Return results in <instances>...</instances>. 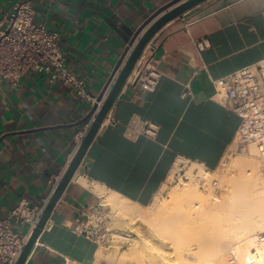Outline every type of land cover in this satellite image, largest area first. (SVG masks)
Here are the masks:
<instances>
[{"label":"crops","instance_id":"0c3cea01","mask_svg":"<svg viewBox=\"0 0 264 264\" xmlns=\"http://www.w3.org/2000/svg\"><path fill=\"white\" fill-rule=\"evenodd\" d=\"M26 1L38 22L61 35L71 71L86 79L91 99L37 73L2 84L1 217L22 199L37 206L52 196L50 180L70 166L93 99L139 28L173 0H0V17ZM202 40L207 47L199 52ZM150 44L26 264H96L101 246L77 227L101 209L98 188L145 208L169 185L179 160L216 171L236 148L241 118L221 103L214 80L264 60V0H209ZM148 57L160 75L154 92L132 84ZM147 122L159 126L155 137L141 133Z\"/></svg>","mask_w":264,"mask_h":264},{"label":"built area","instance_id":"2783aa9c","mask_svg":"<svg viewBox=\"0 0 264 264\" xmlns=\"http://www.w3.org/2000/svg\"><path fill=\"white\" fill-rule=\"evenodd\" d=\"M195 45L199 52L207 47L205 40L196 42ZM153 48L149 44L148 49ZM152 62L153 57H148L132 80V84L139 85L149 92L157 89L160 78ZM32 73L46 75L52 82L60 80L79 97L91 99L86 90V79L71 71L67 52L61 46V35L38 22L33 2L26 1L0 17V88L6 81L17 85L22 78ZM214 84L221 103L241 118L235 140L236 152L249 154L251 147H256L263 162L264 175V60L216 79ZM188 94L189 92L185 93V96ZM93 101L97 102V99ZM101 106L102 103L99 104V107ZM93 120L94 118L86 123L78 133L77 150L89 132ZM158 131L159 126L147 122L141 133L155 137ZM178 162L180 168L176 171L177 178L188 179L189 176L186 172L183 173V168L190 162ZM213 172L215 171L204 168V177L200 176L199 171L196 177L204 182ZM63 176L50 180L52 195ZM212 185L219 187L217 180H214ZM50 198H45L42 204L37 206H33L28 199H22L7 216H0V264H17L40 223ZM17 227L27 228L26 233L20 232ZM77 231L100 246L107 244L110 239L108 225L99 210H95L86 221H80ZM254 242L250 256L243 259L236 253H231L228 264H264V232L255 235Z\"/></svg>","mask_w":264,"mask_h":264},{"label":"bare ground","instance_id":"6f19581e","mask_svg":"<svg viewBox=\"0 0 264 264\" xmlns=\"http://www.w3.org/2000/svg\"><path fill=\"white\" fill-rule=\"evenodd\" d=\"M249 155V158L240 161L234 160L231 163L230 169L228 170L229 175H233L235 169H239L241 172L237 178H234V175L229 178L230 183L228 185L233 189L228 190L229 193L226 191L228 195L225 194L226 196L223 199L216 194L205 197L200 193L198 188L190 186L189 183H185V188L174 191L172 206L173 209H176L175 213L177 214L174 218L184 219V224L188 226L185 231L183 230L175 238L168 235L164 236L163 228L167 225L157 224L154 220L148 218V214L139 213L134 208L123 206L125 202L121 201L118 197H108L104 205L110 207L113 213L120 211L121 214L118 213L120 216V224L122 226H129L132 230L128 234H118L116 236L127 241V244L128 242L131 243L132 250H128L125 256L105 253L107 256L101 255L99 258L105 260V264H228L227 255L231 252L236 253L243 259L250 256L255 246V235L258 234V231L264 232V177H262L263 163L261 165L259 152L253 148ZM225 182L226 180H224ZM98 191L104 193L99 188ZM246 192L252 194L250 195L252 196V200L249 201L246 199L247 204L245 203L240 206L238 211L241 213H239L240 215L238 217L232 218L231 221L226 220L222 226V231H216V227L212 226L207 229L210 236L208 238L209 242L206 245L208 254L204 258H201L198 249L206 243L197 238V225L201 226L207 217L213 216L214 214L218 216L219 214H230L231 207L230 209L226 208L231 205L229 203L231 202L229 201L230 198L236 195L242 199ZM252 201L254 204H252ZM248 203L255 206V208L252 206L249 209L250 205ZM127 216H131L130 222H126ZM226 219H228V216H226ZM138 220H142L145 224H148L150 242L154 241L155 244L149 243L141 234H138L137 237L133 236V233L137 232V229H133L134 225L137 224L134 221ZM216 232H220L222 236L219 238L220 233L219 235H215L218 234ZM170 239L173 242H170L171 251H168L164 248L167 245L169 246L168 240ZM163 249L164 252H162ZM262 251L264 253V249ZM102 263L104 262L102 261Z\"/></svg>","mask_w":264,"mask_h":264},{"label":"rangeland","instance_id":"374dc122","mask_svg":"<svg viewBox=\"0 0 264 264\" xmlns=\"http://www.w3.org/2000/svg\"><path fill=\"white\" fill-rule=\"evenodd\" d=\"M253 148H255L257 150L256 147L252 146L251 147V152L253 150ZM258 151V150H257ZM259 152V151H258ZM251 154V153H249ZM249 154H239L236 152V148L232 149V152L229 153L226 158L224 159L221 167L216 170L215 172H213L212 174H210L208 177H206L204 179V182H201L197 177H196V173L199 171L200 172V176L204 177V168L198 166L197 164H191L189 163L187 166H185L183 169V173L186 172V174L189 176L188 179H178L177 175H176V171H179V165L177 163V165L174 168V171L170 177V181H169V185L166 186V188L164 189V191L158 196V198L154 201V203L148 207L142 208L139 206H135L132 205L131 203L126 202L125 200L120 199L121 201L125 202V207H131L136 209L139 213H146L148 214V218L154 220L157 224L161 223L163 225H167L164 226L163 231H164V236L168 235L172 238L177 237V235L181 234V232L186 228H188V226H186L184 224V219L182 220L181 218H174L175 216H177L176 209H173L172 206V201H173V193L174 191H178L181 190L183 188H185L186 184L185 183H189L190 186H194L196 188H198V190L200 191V193H202L205 197H209L212 196L213 194H216L217 196H219L220 198H224V196L228 195L229 191L233 188L230 187V185H228L230 182L229 178L231 176H233L234 178H237L240 175V170L239 169H235L233 171V175H229L230 173L228 172V170L230 169V165L231 163L236 160V161H240L242 159L245 158H249L250 155ZM246 156V157H245ZM259 159L262 165V160L260 158L259 155ZM262 169H263V165H262ZM239 173V174H238ZM263 173V171H262ZM227 176V177H226ZM262 177H264L262 175ZM181 178V177H180ZM226 178V179H225ZM214 180H217L219 183V187L215 188L212 185V182ZM224 180H226V182L224 183ZM225 185V186H223ZM229 186V187H226ZM225 187V188H224ZM178 188V189H177ZM227 189V190H226ZM95 190V188H94ZM225 190V191H224ZM228 191V193L226 192ZM233 191V190H232ZM222 194V195H221ZM226 194V195H225ZM248 192H246V197L244 195V197L241 199L238 196L234 195L230 198L229 202L231 205L229 208L231 207V211L230 214H224V215H216L214 214L213 216H209L205 219V222L200 225H197L198 227L196 228V232H197V238L200 239L202 242H205L206 244L203 245L202 247H200L198 249L201 258H204L205 256H207L208 254V250L206 248V245L209 242V234L207 232L208 228L212 227H216V231L221 230L222 231V226L223 224L226 222V220H232V218H236L238 217V215H240L238 211V209H240V206L242 204H245L247 202V200H252V194H249L248 196ZM108 197H117L114 194H110L106 191H104V193L102 194V207L101 209H98L99 212L101 213V215H103V219L105 220V222L108 225L109 231H110V239L109 242L105 245H101V249H100V255L99 256H107L106 254L109 255H113L116 254L117 256H125V254L129 251L132 250V246L131 243L125 240H122L121 238H119L118 234H128V232L132 231L131 228H129V226H122V224H120V216L118 215L119 212H115L113 213V210L110 207L105 206L104 204L106 203L105 200L108 199ZM249 197V198H247ZM119 198V197H118ZM247 199V200H246ZM242 200L243 203H242ZM246 200V201H245ZM254 200V199H253ZM248 201V202H249ZM247 204V203H246ZM250 205V203H248ZM252 204H254V202L252 201ZM250 205V208L253 205ZM228 205V204H227ZM226 205V206H227ZM171 206V207H170ZM253 208H255V206H253ZM257 208V207H256ZM173 209V210H171ZM237 209V210H236ZM171 211V212H170ZM241 211V210H240ZM173 213V214H172ZM121 214V213H120ZM119 216V217H118ZM226 216H228V219H226ZM131 216H127L126 218V222H130ZM174 218V219H172ZM134 223H137L134 225L133 229H137V232L133 233V236L137 237L138 234L143 235L144 238H146L149 243L151 244H155L154 241L150 242V238H149V233H148V224H145V222H143L142 220H138V221H134ZM211 224V225H210ZM150 226V225H149ZM172 233V234H171ZM218 233V232H216ZM220 233V232H219ZM215 234V235H219ZM258 233H260V231H258ZM172 235V236H171ZM213 235V234H211ZM222 236V234L220 233L219 238ZM170 242L172 243L173 240L170 239L168 240L169 246H165L164 249H167L168 251H171V245ZM164 249L162 252H164ZM111 251V252H110ZM119 251V252H118ZM173 251H175L173 249ZM106 253V254H105ZM111 253V254H110ZM232 253V252H231ZM229 253L227 255V259H229L230 254ZM99 258V257H98ZM102 258H99V262H96V264H105V260L102 259V261L104 263H102V261L100 262ZM175 263V262H174ZM108 264V263H106Z\"/></svg>","mask_w":264,"mask_h":264},{"label":"water","instance_id":"95a60500","mask_svg":"<svg viewBox=\"0 0 264 264\" xmlns=\"http://www.w3.org/2000/svg\"><path fill=\"white\" fill-rule=\"evenodd\" d=\"M207 1L209 0H173L154 12L136 32L132 41L123 52L109 82L97 98L96 104L93 106L87 117L80 122V124H84L94 118L89 132L79 146L70 166L51 196L43 217L29 239L17 264H26L39 237L46 229L56 205L62 198L71 181L74 179L89 148L97 137L117 98L131 77L138 61L151 43L152 39L170 22L185 15ZM100 103H102L101 107H99Z\"/></svg>","mask_w":264,"mask_h":264}]
</instances>
